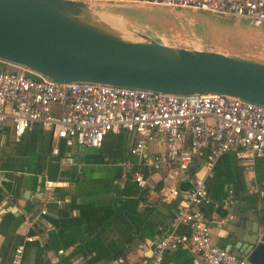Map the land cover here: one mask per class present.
<instances>
[{"label": "crops", "instance_id": "obj_1", "mask_svg": "<svg viewBox=\"0 0 264 264\" xmlns=\"http://www.w3.org/2000/svg\"><path fill=\"white\" fill-rule=\"evenodd\" d=\"M133 142V133L121 131L108 133L100 147L66 148L38 123L19 141L10 125L0 132V264H13L19 245L18 264H144L155 241L172 229V215L180 207L174 204L178 196L163 197L166 190L173 187L183 195L195 175L206 179L210 202L202 211L216 246L226 249L233 243L229 236L245 210L254 211L249 213L253 220L264 212V155L248 165L245 152H228L210 171L196 159L183 174L174 168L149 169L146 160L158 144L133 155ZM54 145L58 154L51 151ZM65 156L80 163V170L63 164ZM123 159L145 173L146 186L133 195L124 191ZM47 185L50 190L44 189ZM228 197L232 204L226 203ZM44 206L48 212L40 214ZM162 264H202V258L177 247Z\"/></svg>", "mask_w": 264, "mask_h": 264}, {"label": "built area", "instance_id": "obj_2", "mask_svg": "<svg viewBox=\"0 0 264 264\" xmlns=\"http://www.w3.org/2000/svg\"><path fill=\"white\" fill-rule=\"evenodd\" d=\"M105 3H142L193 8L223 17L246 19L264 24V0H81ZM0 132L10 125L12 137L19 141L32 125L60 140L66 148L74 145L100 147L108 133L134 134L131 154L142 155L149 144L159 150L146 160L151 170L174 168L186 174L196 159L210 171L216 160L228 152L243 151L252 165L264 155V105L226 94H174L141 88L93 82H68L52 79L28 67L0 59ZM52 153L58 154L54 145ZM63 164L75 166L70 156ZM123 179L131 178L141 188L147 182L128 160L120 161ZM191 186L180 195L176 188L166 190L181 196L172 229L152 246L144 264H162L173 248L197 253L202 264H253L211 241L210 227L202 208L210 200L206 179L191 178ZM51 189V185L44 187ZM50 200H56L49 194ZM170 198V197H169ZM59 202L58 200H56ZM228 197L227 204H232ZM48 212L42 207L40 214ZM232 218V216H230ZM33 236L26 237L32 241ZM23 246L15 248L12 263L18 264Z\"/></svg>", "mask_w": 264, "mask_h": 264}, {"label": "water", "instance_id": "obj_3", "mask_svg": "<svg viewBox=\"0 0 264 264\" xmlns=\"http://www.w3.org/2000/svg\"><path fill=\"white\" fill-rule=\"evenodd\" d=\"M97 17L87 1L0 0V59L61 81L226 94L264 105L263 62L167 45L132 30L126 37ZM253 212L240 214L226 250L264 264V212L254 220Z\"/></svg>", "mask_w": 264, "mask_h": 264}, {"label": "rangeland", "instance_id": "obj_4", "mask_svg": "<svg viewBox=\"0 0 264 264\" xmlns=\"http://www.w3.org/2000/svg\"><path fill=\"white\" fill-rule=\"evenodd\" d=\"M90 6L94 14L119 20L129 31L142 34L134 33L136 37L264 63V24L155 4L90 2Z\"/></svg>", "mask_w": 264, "mask_h": 264}, {"label": "bare ground", "instance_id": "obj_5", "mask_svg": "<svg viewBox=\"0 0 264 264\" xmlns=\"http://www.w3.org/2000/svg\"><path fill=\"white\" fill-rule=\"evenodd\" d=\"M97 19H99V22H102L104 24H107L109 26H111L113 29L117 30L118 32H120L122 35L126 36V37H130L132 36L131 32L123 26L122 22L116 19H112L109 18V16H102V15H98Z\"/></svg>", "mask_w": 264, "mask_h": 264}, {"label": "trees", "instance_id": "obj_6", "mask_svg": "<svg viewBox=\"0 0 264 264\" xmlns=\"http://www.w3.org/2000/svg\"><path fill=\"white\" fill-rule=\"evenodd\" d=\"M134 170H136L134 168ZM145 174V173H144ZM140 189V186L137 185L136 182H134L130 177L126 179L124 182V191L127 195H133L136 194Z\"/></svg>", "mask_w": 264, "mask_h": 264}]
</instances>
